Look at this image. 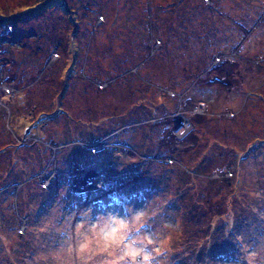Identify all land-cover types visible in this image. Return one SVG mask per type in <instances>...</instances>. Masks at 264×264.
<instances>
[{"label": "rangeland", "instance_id": "rangeland-1", "mask_svg": "<svg viewBox=\"0 0 264 264\" xmlns=\"http://www.w3.org/2000/svg\"><path fill=\"white\" fill-rule=\"evenodd\" d=\"M73 2L71 57L53 49L69 25L58 8L0 27V264H111L80 246L114 219L160 249L150 264H264V0ZM16 58L40 67L25 88ZM111 133L125 146L91 151Z\"/></svg>", "mask_w": 264, "mask_h": 264}, {"label": "trees", "instance_id": "trees-1", "mask_svg": "<svg viewBox=\"0 0 264 264\" xmlns=\"http://www.w3.org/2000/svg\"><path fill=\"white\" fill-rule=\"evenodd\" d=\"M75 3L70 2V0H14L10 1L9 5H3L0 7V27L6 28L8 25L13 26V28H17V31L19 30V24L22 21H25L26 19L33 18L38 13H47L52 10H56L61 14V16L65 17L67 19V22L69 25L66 28V32L64 34L65 36V47L61 49L62 43L55 44L53 47L54 51L59 50L60 54L63 56L66 55H75L76 54V43H75V32L79 30V20L77 19V15L79 14V8L75 7ZM95 34V33H94ZM33 35H37L36 33H33ZM22 41L23 39L16 33V37L13 40L14 43L18 41ZM239 42V41H238ZM93 48V45L91 44L89 52H91ZM41 48H39L38 51H40ZM63 50V51H61ZM39 53V52H38ZM70 56V57H71ZM210 56V55H209ZM203 66L201 64L198 65V71L205 69V66L207 64L206 61H203ZM72 64V63H71ZM70 64V65H71ZM23 64H21V61H18L17 58L15 59V77L14 79L17 80V85L22 86L25 88L26 82L28 83L29 76L34 72L36 73V70H38V64L34 67H28V65H25L22 67ZM23 71V73H22ZM22 74V77L19 78V75ZM33 74V75H34ZM121 74V72H120ZM2 78V74L0 75V79ZM198 83V82H197ZM196 85V84H195ZM194 85V86H195ZM189 90L191 88H188ZM188 90V91H189ZM14 94H11V97L13 98ZM187 95V94H186ZM12 143H5L7 147H10L9 150H12L13 145H10ZM16 146V145H14ZM3 147L2 152H7L8 148ZM18 147V146H17ZM1 151V149H0ZM4 173V171H1ZM1 173V174H3ZM6 173V172H5ZM5 177V175H4ZM222 217H225V214H221Z\"/></svg>", "mask_w": 264, "mask_h": 264}, {"label": "clouds", "instance_id": "clouds-1", "mask_svg": "<svg viewBox=\"0 0 264 264\" xmlns=\"http://www.w3.org/2000/svg\"><path fill=\"white\" fill-rule=\"evenodd\" d=\"M84 227L81 223L77 226V231ZM139 227V225H137ZM128 224L126 221L114 219L113 222L101 225L94 223L90 225L89 235L84 237L80 246L81 252L95 250L96 252L107 253L113 257L111 264H118L128 258L132 264H150V258L153 254H158L160 249H154L148 252L143 247H137L133 242L127 239ZM146 244H151L152 240L145 238ZM137 257H142L137 261Z\"/></svg>", "mask_w": 264, "mask_h": 264}, {"label": "built area", "instance_id": "built-area-1", "mask_svg": "<svg viewBox=\"0 0 264 264\" xmlns=\"http://www.w3.org/2000/svg\"><path fill=\"white\" fill-rule=\"evenodd\" d=\"M261 60L264 61V58H261V59L259 60V62H261ZM216 62H221V63H222V62H224V61H221L220 59L217 58V59H216ZM225 62H226V61H225ZM225 62H224L223 64L226 65ZM213 66H214V64H213ZM228 68H229L228 66L225 67V70H227ZM209 69H210V68H209ZM209 69H208V71H209ZM227 72H230V70H228ZM227 72L224 74L223 79H225V76L227 75ZM229 74H231V73H229ZM208 75H209V74H208ZM208 75H207V77H208ZM210 77H211V79H210ZM210 77L206 78V80H207V79H210V80H208V81H211V82H212V81H216V82L222 83V84H224V85H226V83H227L226 80H224V81L222 80V78H221L220 75H214V74H213V75L210 76ZM204 80H205V79L202 80V81H203L202 83H205V82H206V81L204 82ZM194 101H196V105L198 104V105H197V108H196L197 110L200 109V108H203V106H202V104H201V101H199V100H194ZM187 102H188V101H187ZM202 103H203V102H202ZM187 105H188V108H190V106L192 105V104L190 103V99H189V102H188ZM196 105H195L194 107H192L193 110H195ZM192 106H193V105H192ZM229 114H231V113H229ZM111 145H112V144H110V143H104L103 145H100L99 142H95L94 145H93V147H92V149H93V151H97V150H99V149H98V146H101V147H102V146H103V147H109V146H111ZM129 154L132 155V156H136V155H137V153H135V152H134V153H133V152H129ZM79 171H80V170H78V172H79ZM79 184H80V183H79ZM44 185H48V182H46ZM77 189H79V188H77Z\"/></svg>", "mask_w": 264, "mask_h": 264}, {"label": "bare ground", "instance_id": "bare-ground-1", "mask_svg": "<svg viewBox=\"0 0 264 264\" xmlns=\"http://www.w3.org/2000/svg\"><path fill=\"white\" fill-rule=\"evenodd\" d=\"M189 129H190V125L189 124L183 125V127L178 132L179 136L182 137L183 135H185L186 138L188 139V141H190L192 135L189 134V132H190ZM177 140L179 142L183 141L181 139H177ZM188 141L185 144H183V145L182 144H179V145L183 148L189 143ZM80 178L82 180V183L90 184L91 181H92L91 179L93 178V173L92 172H86V171L85 172H80Z\"/></svg>", "mask_w": 264, "mask_h": 264}, {"label": "water", "instance_id": "water-1", "mask_svg": "<svg viewBox=\"0 0 264 264\" xmlns=\"http://www.w3.org/2000/svg\"><path fill=\"white\" fill-rule=\"evenodd\" d=\"M179 127H180V125L178 126V128H179ZM178 128H177V129H178ZM190 148H191V146H190V144H189V145H188L187 147H185L184 149H185V150H189Z\"/></svg>", "mask_w": 264, "mask_h": 264}]
</instances>
